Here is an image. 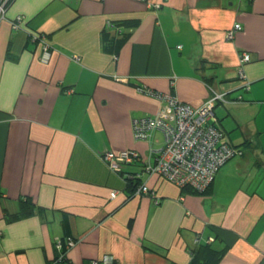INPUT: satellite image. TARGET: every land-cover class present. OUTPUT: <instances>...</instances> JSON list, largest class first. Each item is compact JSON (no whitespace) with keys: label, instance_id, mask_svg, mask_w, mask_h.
Returning <instances> with one entry per match:
<instances>
[{"label":"crops","instance_id":"crops-1","mask_svg":"<svg viewBox=\"0 0 264 264\" xmlns=\"http://www.w3.org/2000/svg\"><path fill=\"white\" fill-rule=\"evenodd\" d=\"M236 22L242 27L229 37ZM139 85L195 106L226 92L228 101L215 105L217 122L245 152L202 191L148 171L144 158L164 134L137 138L133 120L158 113L164 100ZM125 148L140 159L116 171L102 153ZM144 181L159 202L137 192ZM24 196L39 209L9 221ZM66 215L74 264H104L106 255L110 264H187L197 237L227 247L218 264H264V0L6 3L0 264L56 259Z\"/></svg>","mask_w":264,"mask_h":264},{"label":"built area","instance_id":"built-area-1","mask_svg":"<svg viewBox=\"0 0 264 264\" xmlns=\"http://www.w3.org/2000/svg\"><path fill=\"white\" fill-rule=\"evenodd\" d=\"M2 6L4 7L0 10L1 13L5 9V4L1 3L0 7ZM21 17L19 15L12 21L13 26L19 27ZM241 27V23L236 22L229 30L228 36L232 37ZM49 57L50 45L45 40L43 58ZM249 57V54L244 55L246 60ZM138 88L164 100L158 113L141 115L133 120L134 134L137 138L147 139L155 129L162 130L164 134V144L150 148L144 158L147 170L160 172L180 186L191 184L199 190H204L214 180L219 167L238 152L228 141L223 140V132L209 122V118L213 117L216 101L227 100L225 92L214 90L213 96L202 105L195 106L168 92L146 85H139ZM104 159L114 170L123 171L128 163L140 159V153L134 148L109 150L104 153ZM146 184L138 185L137 192L144 191L154 195L156 202H159L156 191ZM111 193L115 195L116 191L113 190ZM195 241H199L198 237ZM68 244H73L72 239ZM110 259L106 255L102 261L104 264H110ZM94 263L99 264V260H94Z\"/></svg>","mask_w":264,"mask_h":264},{"label":"trees","instance_id":"trees-1","mask_svg":"<svg viewBox=\"0 0 264 264\" xmlns=\"http://www.w3.org/2000/svg\"><path fill=\"white\" fill-rule=\"evenodd\" d=\"M8 1H10V0H8ZM225 94H226V92H225ZM226 99L227 100H223V101H228V98H226ZM218 100H221V99H218ZM215 105L213 107V117L209 118V122L212 123V124H215V126L219 130H221L223 132V140L228 141L231 146H233V147H235L237 149L238 152H236V154H234L233 156L238 155V154L239 155L243 154L245 152L244 147L242 145L234 143L229 138V136H227V132H226L225 128L221 124H219L217 122V117H216V112H215ZM232 157H230V158H232ZM145 166H146V164H145ZM221 166L219 167L218 171L220 170ZM133 177H136V176L134 175ZM130 178H132V177H130ZM144 183H145V181L142 182V183H139V185L144 184ZM146 185H148V187L151 188V186H149V184H146ZM184 187H190L194 191H200L198 188H195L191 184L185 185ZM136 190L138 191V188ZM140 192H144V191H140ZM39 207L40 206H38L34 202L32 197H30V196L21 197L20 198L19 209L17 211L8 213L7 219L9 221H12L14 219H18V218H22V217L34 214L35 211H37V209H39ZM63 224L65 226V235L61 238V241H60V243H61L60 246L61 247L57 246V249H58L59 252H57L56 259L51 261L49 264H74L72 261H70L66 257V250H67V248L69 246L68 239H69V237H71V234L69 232V219H68L67 215L63 219ZM198 239H199L198 242L195 241V244H193V245H191L189 247V250L191 252V259H190V261L187 264H218V262L222 259L224 253L226 252L227 247L226 246L217 247L213 243L212 240H208V239L207 240L206 239L205 240H201V238H198ZM112 264H117V263L114 262ZM119 264H137V263H119ZM171 264H176V263L175 262H171Z\"/></svg>","mask_w":264,"mask_h":264},{"label":"rangeland","instance_id":"rangeland-1","mask_svg":"<svg viewBox=\"0 0 264 264\" xmlns=\"http://www.w3.org/2000/svg\"><path fill=\"white\" fill-rule=\"evenodd\" d=\"M7 1H8V0H3L2 2H0V4H1V3H4V4L6 5ZM3 7H4V6L0 7V10H1ZM3 12H4V11H3ZM1 14H3V13L0 12V16H1ZM18 16H19V15H17V17H18ZM17 17H16V18H17ZM13 20H14V19H13ZM13 20H12V21H13ZM43 60H47V59H43ZM156 90H158V89H156ZM160 91H161V90H160ZM156 97H158V96H156ZM104 153H105V152L102 153V157H103V158H104ZM127 165H128V164H127ZM127 165H126V166H127Z\"/></svg>","mask_w":264,"mask_h":264},{"label":"bare ground","instance_id":"bare-ground-1","mask_svg":"<svg viewBox=\"0 0 264 264\" xmlns=\"http://www.w3.org/2000/svg\"><path fill=\"white\" fill-rule=\"evenodd\" d=\"M200 191H202V190H200Z\"/></svg>","mask_w":264,"mask_h":264}]
</instances>
